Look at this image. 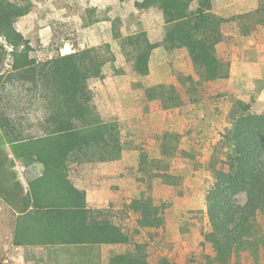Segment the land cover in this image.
I'll list each match as a JSON object with an SVG mask.
<instances>
[{
    "label": "trees",
    "instance_id": "1",
    "mask_svg": "<svg viewBox=\"0 0 264 264\" xmlns=\"http://www.w3.org/2000/svg\"><path fill=\"white\" fill-rule=\"evenodd\" d=\"M141 6L160 10L166 25L161 45L169 53L185 50L195 70V75L178 76L179 88L174 83L155 87L154 99L163 110L196 104L199 83L230 77L231 65L217 53L226 20L213 13L212 0H143ZM32 7L30 0H0V35L12 47L8 52L0 43V72L6 57L12 58L0 87L1 133L18 162L26 168L42 169L22 198L20 211L26 214L17 219L14 243L18 247L132 245L128 256L116 253L109 264H150L144 247L134 244L130 231L106 210L89 208L85 192L69 178L73 164L111 163L122 157L119 124L103 119L90 87L92 80L105 79L104 68L116 57L109 47L102 46L78 55L58 54L46 61L34 58L31 47L22 46L23 37L16 29L18 20ZM248 17L254 27H264V8ZM120 46L133 71L148 76L158 45L142 32L123 38ZM238 107L240 113L221 134L227 155L205 195L208 223L204 241L212 255L205 256L203 264H231L235 254L243 253L259 258L264 246L257 222L258 215L264 213V112L252 113L250 104L241 101ZM8 108L11 114L6 112ZM31 111L36 113L34 118L28 116ZM32 129L37 135L27 134ZM178 140L179 136L171 133L162 137L159 150L168 160L166 168L172 158L187 155L176 146ZM7 158L0 150V196L10 202L22 188L7 171ZM158 176L165 181L173 179L167 172ZM241 194L246 196L244 203L237 201ZM138 216L139 229L157 230L164 225L158 206L145 207ZM160 264L175 263L163 259Z\"/></svg>",
    "mask_w": 264,
    "mask_h": 264
},
{
    "label": "rangeland",
    "instance_id": "2",
    "mask_svg": "<svg viewBox=\"0 0 264 264\" xmlns=\"http://www.w3.org/2000/svg\"><path fill=\"white\" fill-rule=\"evenodd\" d=\"M30 1L33 7L18 20L16 29L23 37L22 46L28 44L34 58L46 61L58 54L78 55L102 46L109 47L116 57L104 68L105 79L92 80L90 87L103 119L119 124L122 157L110 163L117 165L110 170L106 167L109 163L73 164L70 178L85 189L92 186V193H103L100 200L106 204L104 210L130 231L134 244L144 247L150 264H160L163 259L175 264H203L204 257L212 255L210 245L204 241L208 223L205 195L228 152L221 134L240 113L239 101L250 104L252 113L264 112V27H254L253 19L248 17L264 8V0H212L213 13L226 20L224 40L217 53L220 60L231 65L230 77L199 83L196 104L168 111L154 99L155 87L174 83L179 88L178 76L195 75V70L185 50L169 53L161 45L166 25L159 9L142 8L143 0ZM142 32L158 45L146 77L133 71L132 62L120 46L123 38ZM0 43L12 52L2 35ZM11 61V56H7L2 65L0 87L3 75L11 69ZM8 110L11 114V108ZM35 115L31 111L28 116ZM35 131L27 134L37 135ZM165 133L178 135L176 146L187 154L169 160L168 168V160L159 150ZM4 141L0 127V150L8 155L7 171L22 191L10 202L0 196V264H27V253L30 264H109L116 253L128 256L132 245L100 250L50 247L27 251L17 247L13 209L20 211L28 181L42 169L24 167ZM117 168H122V172ZM165 172L173 179L165 181L158 176ZM237 201L244 203L246 196L238 195ZM150 206L160 208L164 225L157 230L139 229L138 214ZM257 222L264 237V213L258 215ZM94 253L102 256L101 263L100 257L96 263ZM231 264H264V246L259 258L250 253L235 254Z\"/></svg>",
    "mask_w": 264,
    "mask_h": 264
},
{
    "label": "crops",
    "instance_id": "3",
    "mask_svg": "<svg viewBox=\"0 0 264 264\" xmlns=\"http://www.w3.org/2000/svg\"><path fill=\"white\" fill-rule=\"evenodd\" d=\"M104 164H107V163H104ZM107 167V169L109 168V170L110 169H115L116 167H117V165H116V167H115V165H113V164H110L109 163V166L107 165L106 166ZM100 168H103V167H101L100 166ZM117 169H119V168H117ZM122 172V168H120L119 169V172ZM37 175H40L39 173L37 174ZM112 175H115V174H112ZM37 177V176H36ZM109 177V176H108ZM35 178V177H34ZM34 178H31L29 181H28V184H27V186H28V188H27V191H25L26 193H28L29 192V182L32 180V179H34ZM69 178H70V176H69ZM71 179V178H70ZM109 179H110V177H109ZM71 181H73L74 182V184L76 185V187L78 188V189H80L81 191H84L85 192V194H86V197H87V202H88V206H89V208H91V209H96V210H104V207H105V202L103 201V200H100V198H101V194H103V193H100V192H94V193H92L91 192V189H93L92 188V186L90 187V189H85L84 187H82L81 185H80V183H78V181H74L73 179H71ZM91 193V194H90ZM105 194V193H104ZM93 195V196H92ZM108 195H112V194H109L108 193ZM93 197L94 198H97L98 200H93ZM102 203V204H101ZM13 212L15 213V215H16V217L14 218V221L15 222H17V219H18V217L19 216H24L26 213H21V211H19V212H17L15 209H13ZM112 215H114V214H112ZM15 228H14V230L16 229V223H15V226H14ZM14 234V233H13ZM18 247V246H17ZM62 247H71V248H78V247H75V246H62ZM19 248H21V249H25V250H29V251H31V250H34V249H45V248H50V247H31V246H19ZM55 248H57V247H55ZM81 248H95V249H97V250H100V249H104V248H112V246H101V247H95V246H93V247H90V246H85V247H81ZM92 257L93 258H97V262L96 263H99V259H98V257H100V263H101V257L102 256H100V254L99 253H94L93 255H92ZM25 259H26V263L27 264H30V262H31V259L28 257V253H27V255L25 256Z\"/></svg>",
    "mask_w": 264,
    "mask_h": 264
},
{
    "label": "built area",
    "instance_id": "4",
    "mask_svg": "<svg viewBox=\"0 0 264 264\" xmlns=\"http://www.w3.org/2000/svg\"><path fill=\"white\" fill-rule=\"evenodd\" d=\"M9 161H11V160H9ZM6 262H8V261H6Z\"/></svg>",
    "mask_w": 264,
    "mask_h": 264
}]
</instances>
